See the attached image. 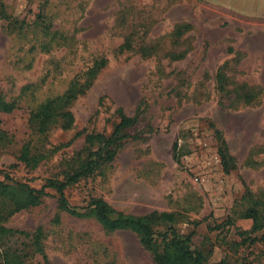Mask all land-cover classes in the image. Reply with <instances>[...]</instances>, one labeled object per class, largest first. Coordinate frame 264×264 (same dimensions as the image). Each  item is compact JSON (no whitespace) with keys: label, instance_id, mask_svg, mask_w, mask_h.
I'll return each mask as SVG.
<instances>
[{"label":"rangeland","instance_id":"obj_1","mask_svg":"<svg viewBox=\"0 0 264 264\" xmlns=\"http://www.w3.org/2000/svg\"><path fill=\"white\" fill-rule=\"evenodd\" d=\"M125 38L131 47L121 49ZM100 56L109 63L71 105L73 127L33 138L31 109L75 76L83 82ZM236 90L258 94L246 102ZM1 95L20 107L1 113L13 142L0 145V179L35 188L78 166L87 134L110 135L120 110L136 121L113 161L66 189L80 214L64 210L54 189L20 211L0 196V264H155L135 233L103 229L88 207L100 197L125 213L173 212L211 262H264V245L244 241L261 231L241 217L264 195V16L210 0H0ZM32 138L48 153L34 169L18 160ZM223 141L237 160L230 172Z\"/></svg>","mask_w":264,"mask_h":264},{"label":"trees","instance_id":"obj_2","mask_svg":"<svg viewBox=\"0 0 264 264\" xmlns=\"http://www.w3.org/2000/svg\"><path fill=\"white\" fill-rule=\"evenodd\" d=\"M39 26L45 36L54 37L59 33L58 30L53 28V25ZM180 30V28H177L178 33L181 32ZM125 47H131L129 38H125V43L121 49ZM176 57L181 58L182 56L176 55ZM107 63L109 62L105 56L96 58L82 74L85 78L83 82H80L78 76H75L63 93L49 96L31 109L28 119L33 138L46 135L55 125H60L66 129L73 127L75 115L71 105L92 87L94 80L101 70L107 66ZM216 78L221 88H224L227 76L222 68L218 70ZM234 93L237 98L246 102L253 101L258 94L254 91L238 90ZM19 107L20 99L18 101V99H7L4 95L0 96V145L8 146L13 142L11 136L2 128L1 113H12ZM120 113V122L116 124L110 135L99 132L87 134L85 138L87 144L85 157L78 166L65 172L62 179L51 178L41 188H35L26 182L7 176L5 179H0V196L7 195V197H11L14 211H20L38 205L42 198L48 195L47 189H54L59 195V202L64 210L66 209L72 214H80L75 207L71 206L66 195V189L93 174L101 164L113 161L116 158L120 142L131 136L126 129L136 121L135 117L126 115L122 110H120ZM33 138L22 145L18 156L21 163L32 169L37 168L47 158L48 154L46 150L33 144ZM219 155L226 172L237 168V160L230 152L226 141H223L219 146ZM6 179L11 180L12 183H7ZM261 197L262 199L253 202L241 213V217L253 219V228L250 232L261 231L260 235H248L244 239L250 245H264V195ZM88 207L92 208L93 214L105 231L109 233L124 231L135 233L142 246L151 253L155 264H227L225 260L211 262L205 252L194 247L192 234H183L174 225L176 216L173 212L155 210L143 215L125 213L119 211L101 197L92 198ZM248 232L241 231L240 233L244 235ZM245 264L256 263L249 261Z\"/></svg>","mask_w":264,"mask_h":264},{"label":"crops","instance_id":"obj_3","mask_svg":"<svg viewBox=\"0 0 264 264\" xmlns=\"http://www.w3.org/2000/svg\"><path fill=\"white\" fill-rule=\"evenodd\" d=\"M211 2L225 7L245 17L264 16V0H210Z\"/></svg>","mask_w":264,"mask_h":264}]
</instances>
